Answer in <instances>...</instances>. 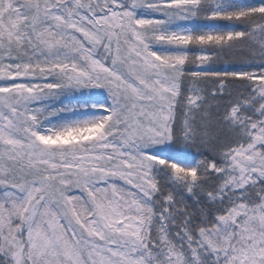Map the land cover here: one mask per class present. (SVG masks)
<instances>
[{
  "label": "snow or ice",
  "instance_id": "1",
  "mask_svg": "<svg viewBox=\"0 0 264 264\" xmlns=\"http://www.w3.org/2000/svg\"><path fill=\"white\" fill-rule=\"evenodd\" d=\"M0 264H264V0H0Z\"/></svg>",
  "mask_w": 264,
  "mask_h": 264
}]
</instances>
